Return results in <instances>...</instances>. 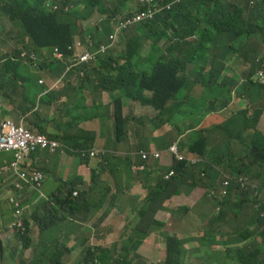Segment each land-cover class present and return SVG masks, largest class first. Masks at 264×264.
Here are the masks:
<instances>
[{
    "label": "crops",
    "instance_id": "0c3cea01",
    "mask_svg": "<svg viewBox=\"0 0 264 264\" xmlns=\"http://www.w3.org/2000/svg\"><path fill=\"white\" fill-rule=\"evenodd\" d=\"M2 7L3 3L0 2L1 57L20 46L21 32L18 24L13 23L6 14L2 13ZM93 24L94 20L91 18L88 22L80 23L79 28L88 36ZM161 29L162 24L157 21L152 26L151 38L140 37L136 31L125 34L120 39L123 41L125 37L130 36L125 45L109 51L103 58L104 63L100 61L90 67L87 71L90 78L88 81L80 83L78 86H70L62 92L36 95L34 91L24 89L22 82H9V80L5 88L1 89L0 87V120L4 118V112H7L8 117L17 122V112L21 104L32 105L36 102L35 110L37 111L43 100L49 97L50 102L46 104L45 111L49 114V120L57 118L53 125L55 130L62 132L69 140L78 138L81 143H91L90 146L82 150L97 149L102 151L98 157L83 159L78 152L67 155L68 153L62 147L55 152L39 150L38 152L45 157L44 163H38L36 158H34V162L35 166L45 175L43 185L40 190L27 188L21 191L14 188L15 178L12 174H3L2 171V167L13 159V155L10 153L0 154V230L3 232L0 237L4 243L2 257L0 253V264H7L9 256H15V252L19 254L17 261L20 264H83L85 253L90 247L96 246L111 248L115 259L138 264L141 259L139 246L145 240L166 251L165 245L160 241L163 239L162 234L164 233L176 236L182 241L185 250L183 264L189 254L193 258L191 264H203L201 260L197 259L199 256L195 255L197 251L211 252L209 257L223 254V251H218L216 248H202L216 244L213 243V239H219V228L215 223L209 224L210 219L215 222L217 220L221 229V220L226 216H232L239 223L237 232L247 228L253 232L262 230L251 195L233 189L226 198L219 195L210 197L211 189L202 185L196 187V191L191 195L192 201H185L190 197L185 193L175 195L173 197H179L183 201L172 205V197L165 208L158 210L153 217H148L149 235L141 244L137 245L139 238L135 235V228L140 223L139 213L144 208L143 200L147 195L148 188L157 179L155 170L164 171L174 165L177 159L169 152V147L177 142L180 155L184 160H191L192 154L182 147L193 134L186 128L194 126L195 130L207 131L206 125L209 124H196L183 120L165 128L163 126L155 127L153 120L157 111L152 106L123 99L124 117L136 118L138 126H135L131 120L127 121L123 132L119 135L120 139H117L114 131V99L120 94L108 91H103L100 94L101 87L110 86V83L105 79V73L115 67V63L124 64L122 59L124 56L134 62L135 71L138 74L149 76L157 64L156 55L157 57L164 56L167 59L174 57L176 54L170 53L169 55L168 51L172 46L183 41L178 36L182 35V32L177 28L178 31L165 35L161 33ZM93 38L100 41L96 36ZM154 42H157L156 47ZM226 42L227 40H225ZM236 48L237 44H233L231 41L230 49L227 45L220 46L212 50L211 55L213 58L226 55L225 64H227L234 57H238L235 53ZM38 56L47 63L51 53L39 52ZM207 70H210V67H207ZM38 76L48 79L51 78L52 72L46 70ZM2 77L3 74L0 73V78ZM7 78H10V74L7 75ZM146 95L151 97L152 94L146 92ZM106 98L110 100V103L104 105L102 102ZM235 101L242 102L246 108L245 102L234 98L229 110L245 109L234 106ZM134 105L150 109L155 115L153 117L135 115L132 109ZM73 118L74 120H72ZM71 120L70 128L63 131L64 123ZM215 120L218 121V117ZM81 123L93 128V131L81 129ZM154 137L164 138L160 149L157 148ZM206 140L216 148L221 157L223 163L221 173L225 176H230L229 172L225 170L230 163L245 168L252 162L245 154L239 155L243 148L241 140L234 137L215 140L210 132L206 134ZM60 144L63 146V143ZM223 146L229 147V155L234 156L232 161L227 156H223V150L219 149ZM151 152L161 153V159L150 158L148 160L146 169L148 174L143 171H135L133 165L142 161V153ZM188 171L192 172L190 175L195 181L207 183L203 175L199 176V179L196 178L195 172H199L198 170L190 169ZM49 179L55 182L61 181L55 191L47 187ZM101 184L109 187L110 191L101 206L94 209L95 204L90 199L91 189L93 186ZM220 186L221 183H218L215 189L219 191ZM69 189H72L71 194L68 192ZM73 192H78V196L72 197ZM96 195L101 196L102 192H98ZM12 196H16L21 202L24 209L23 221L30 223L32 240L27 242L22 240L20 234L12 232L7 234L10 225L15 221V211L9 202V198ZM74 198L77 199V204L71 202V199ZM262 199H264V194L260 197V200ZM131 201L139 202V206L131 208ZM155 222L162 223L163 226L156 225ZM242 238H246V236ZM252 239L253 236H247L246 249L249 248ZM193 243H199L200 246L193 247ZM230 248L232 252H235L238 245H231ZM165 254L167 255V252ZM160 261H164V259ZM152 264L155 263L152 262ZM204 264L218 263L208 260ZM259 264H264V258L259 261Z\"/></svg>",
    "mask_w": 264,
    "mask_h": 264
},
{
    "label": "trees",
    "instance_id": "16d2710c",
    "mask_svg": "<svg viewBox=\"0 0 264 264\" xmlns=\"http://www.w3.org/2000/svg\"><path fill=\"white\" fill-rule=\"evenodd\" d=\"M60 4V12H49L46 8L49 2ZM170 2L171 0H166ZM3 3L2 13L18 24L20 28V40L25 45V38L29 39L26 45L30 50L38 52H52L55 48L66 53L79 32V23L94 20L91 36L103 40L105 35L111 32L110 23L126 26L134 16L142 12H152L162 24L161 33H174L177 28L182 32L178 35L183 41L172 46L168 54L175 53L172 58L157 57V64L153 73L149 76L138 74L136 65L127 57H122L124 64L115 63L105 73V79L110 86L101 87L103 91L120 94L114 99L115 120L114 131L117 139L123 132L127 121L138 126L136 118H125L123 114L122 100L139 102L150 105L157 115L153 120L155 127L164 128L179 121L206 125V130H195L196 127L188 126L186 130L192 131V136L183 148L192 154L191 160H176L171 168L155 170L157 179L148 188L144 198V208L139 213L140 223L135 228V235L139 238L137 245L149 235L147 218L153 217L158 210L165 208L169 200L175 195L184 192L182 188L187 185L197 187L205 185L209 189L216 188L222 183L223 170L222 159L215 147L206 140V134H213L215 140H223L234 137L243 143L242 153L252 162L245 168H240L235 163H230L227 170L232 177L246 173L251 178L259 179L264 183V134L256 129L260 115L264 112V56L259 57L257 45L264 42V0H260L254 6L249 0H187L174 8L171 13L157 12L140 0H0ZM72 6L70 12L64 8ZM106 19L100 24V18ZM183 21V22H182ZM149 35L152 33V24L146 25ZM178 31V30H177ZM142 32V31H141ZM178 38V37H176ZM195 38V40H189ZM225 40L227 42L225 43ZM231 41L237 44L236 55L227 64L226 55L213 58L211 51L220 46L227 45L230 49ZM120 46L126 41H118ZM154 42V46L156 47ZM223 44V45H222ZM105 60L102 62L104 63ZM216 62H218L216 64ZM0 78L1 89L9 82L20 81L24 89L34 91L35 94L43 93L48 85L59 82L58 76L64 65L53 62L45 65V68L53 72L44 89L37 83V77L31 73V69L20 62L10 59L1 62L0 54ZM210 67V70H207ZM258 69L259 73L255 70ZM10 74V78L7 75ZM146 92L152 95L147 96ZM238 98L246 103V108L238 111L229 110L231 102ZM50 102L46 97L35 110L36 102L32 105L23 103L17 112V122L28 130L47 135L60 143L62 149L69 154H75L90 142L81 143V140H73L54 128L57 118L49 120V114L45 106ZM218 117V121L215 120ZM4 118H9L4 112ZM74 120V118L72 119ZM72 120L64 123L65 131L72 125ZM157 148H161L164 138L154 137ZM223 150V156L232 161L234 156L229 155V147H219ZM198 170L199 176H205L207 183L195 181L188 170ZM171 170L175 174L170 179L164 175ZM145 174L148 171L143 170ZM190 180H192L190 182ZM71 194L72 189H69ZM218 195V194H217ZM264 205L257 211L258 222L262 226L260 232H253L247 228L237 232L239 223L232 216H226L219 223L210 219L209 224L219 228V239H213V243L224 247L221 256L209 257L211 252L197 251L195 255L202 263L213 260L218 264H259L264 258ZM163 226L162 223L155 222ZM16 230L25 229L21 236L24 242L32 240L30 223L22 220L21 224L14 227ZM3 234L0 230V235ZM253 236L249 248L246 249V238ZM160 241L165 245L167 255L162 264H183L185 250L182 241L173 235L162 234ZM239 242V243H238ZM154 244V243H153ZM238 245L235 252L230 246ZM209 257V258H207ZM83 264H132L128 261L114 258V252L109 247H90L85 253Z\"/></svg>",
    "mask_w": 264,
    "mask_h": 264
},
{
    "label": "clouds",
    "instance_id": "9594fccd",
    "mask_svg": "<svg viewBox=\"0 0 264 264\" xmlns=\"http://www.w3.org/2000/svg\"><path fill=\"white\" fill-rule=\"evenodd\" d=\"M140 1L146 3L153 10L157 12L171 13L176 6L183 4L187 0H171L170 2H167L166 0H140ZM259 1L260 0H249L251 6H254ZM46 8L49 12H60L62 10V6L60 4H54L53 1L49 2ZM71 10H72V6H67L64 8L65 12H70ZM105 19H106L105 17L100 18L99 23L101 24ZM88 21H83V22H88ZM157 21H159V17H156L152 12H142L136 14L133 20L126 26L116 25L114 21L111 20L110 23L111 32L105 35L103 40H100L98 38L100 41H96L91 36V33L88 36L85 35V32L83 30H80L79 28L78 34L75 36L72 44L67 48L66 53L61 52L59 49L55 48L52 52H49L51 53V56L47 63L43 62L39 58L38 56L39 52L36 53L30 50V48L26 47V45L29 44V39L25 38V45H23L20 40V46L16 48L13 52L6 53L4 56H2L1 62L10 59L14 62H20L24 65H27V67L31 69V73L37 77L38 85L43 89L44 86L41 84V80H45L46 82H48L50 78L48 79L40 78L38 75L46 70H50L48 68H45L44 67L45 65L47 66L53 62H59L63 64L65 67L64 70L58 76H56L58 77L61 86L59 92H62L70 86H78L80 83L88 81L90 78L88 77L87 71L90 69V67L97 62L100 61L103 62L104 56L109 51L114 50L115 47L118 45V41L121 39V37L129 33V31L131 32L132 30L138 32L140 37L151 38L152 33H150L149 35L148 33L150 30L145 26L149 24H152L153 26V24L156 23ZM81 35L88 38L86 40V43H83V41L79 38ZM191 40H195V38H191ZM51 77H53V72ZM43 93L51 94V93H47V89L46 91H43ZM178 146H179L178 142L173 144L172 146L169 147V152L172 154L171 152L172 148L176 147L178 149ZM1 153H8V154L10 153L13 155V152L9 151V149H3V147L0 145V154ZM78 153L80 157L86 159L88 157H98L100 154H102V151L97 149L94 150L84 149V150H80ZM156 153H158L159 156H157ZM242 154L243 153L241 151L239 155ZM141 158L142 161L140 163H135L133 165V169L135 171H143L147 169L148 160L150 158L161 159V153L159 152L142 153ZM32 159L34 160V158ZM13 160L14 157L8 164L2 167V171L3 174L11 173L12 176L15 178V182L13 183L14 188L19 191L27 188L31 190H40L43 185L45 175L35 166V162L34 161L32 162L28 158H25L22 159V161L18 163V167L15 168L12 165ZM183 160H178V161H183ZM169 173H166V175ZM166 175H164V178L166 177ZM227 179H231L232 183L224 187V182ZM233 189H236L241 193L251 195L253 197L254 205L257 211L258 209H260L262 205H264V199L260 200L261 195L264 194V183H262V181L259 179L251 178L246 173H241L237 177L226 176L223 183H221L219 191H217L215 188H212L209 192V196L216 197L218 194L219 196L226 198L230 195ZM212 190L215 191L214 195H210ZM72 197H74L73 193H72ZM9 202L15 211V221L12 223L11 227H13V225L15 227L16 225L22 223L24 209L21 205L20 200L16 196L10 197ZM261 215L262 217H264V213H262ZM14 230L16 231L14 233L20 234L17 232L15 228ZM11 232H12V228H11ZM20 235L22 236L23 234Z\"/></svg>",
    "mask_w": 264,
    "mask_h": 264
},
{
    "label": "rangeland",
    "instance_id": "374dc122",
    "mask_svg": "<svg viewBox=\"0 0 264 264\" xmlns=\"http://www.w3.org/2000/svg\"><path fill=\"white\" fill-rule=\"evenodd\" d=\"M133 30H135V29H133ZM79 38L83 41V43H86V40L88 39V38L84 37L83 35H81ZM129 38H130V36L125 37V39H123V43L125 41H127ZM119 47H120V42L115 47V49L119 48ZM256 50L260 54L259 57L262 58L264 56V42L262 44L257 45ZM255 72L259 73V70L256 69ZM102 103L104 105H107V104L110 103V100L106 98ZM234 106H236L237 108H245V104H243L240 101H235L234 102ZM132 109H133V114L138 115V116L146 115V116H149V117H153L155 115V113L152 110L144 109V108L138 107L136 105L132 106ZM106 120H107V118H106ZM96 125H98V123H96ZM80 128L83 129V130H87V131H93V128H90L85 123H81L80 124ZM256 129L258 131L264 133V112L260 115V117L258 119V122L256 124ZM30 157L36 158L38 163H40V164L44 163L45 157H44L43 154H41L38 151L32 152L30 154ZM73 163H71V164H73ZM195 176H196L197 179H199V173L198 172H195ZM225 177L226 176H223L222 183H223ZM60 184H61L60 180L58 182H55V181L49 179L48 182H47V187H49L53 191H55ZM187 186H188V188H186V189L182 188V191L187 196H190L188 198V200H185L187 202H190V201L193 200L191 195H193L194 192L196 191V187H192V186H189V185H187ZM197 187H201V185H198ZM91 190H92V193H91L90 199H92L93 203L95 204V206H93L94 209H98L101 206V204L104 201V199L106 198V195L110 191V188L104 186L103 184H101V185L93 186ZM91 190H89V191H91ZM98 192H102V195L101 196H97L96 193H98ZM180 197H182V196H180ZM181 201H183L181 198L173 197L171 203H172V205H175V204L180 203ZM71 202L73 204H77L78 203L77 199H75V198L71 199ZM118 205H119V203H118ZM130 206H131V208H137L139 206V202L131 201L130 202ZM11 226H12V224L10 225L7 234H9L11 232V228H12ZM192 245H193V247H199L200 246L199 243H193ZM5 247L7 248L6 245H5ZM202 248L203 249L216 248L218 251H223L224 250V247H220L217 244H213L212 246L202 247ZM139 254L141 256V259L139 260L138 264H152V262H154L155 264H162L163 261H160V260H163L165 258V251L160 249L157 245L151 244V242H149L147 240H145L139 246ZM18 257H19V254L17 252H15V256H12V255L9 256V258L7 260V264H20L19 261H17ZM192 259H193L192 256L189 254L185 258V264H191L190 262L192 261Z\"/></svg>",
    "mask_w": 264,
    "mask_h": 264
},
{
    "label": "built area",
    "instance_id": "2783aa9c",
    "mask_svg": "<svg viewBox=\"0 0 264 264\" xmlns=\"http://www.w3.org/2000/svg\"><path fill=\"white\" fill-rule=\"evenodd\" d=\"M41 84L45 86L47 82L45 80H41ZM60 88L61 86L59 82L48 85L47 93L59 92ZM0 145L3 147V149H9V151L13 152L14 160L12 165L15 168L18 167V163L22 161V159L28 158L33 162L34 160L30 157L32 152L39 150L55 152L62 147L58 141L50 139L44 134L28 130L23 124L15 122V120L12 118L0 120ZM171 152L178 160L184 159L176 147H173ZM156 155L159 156L158 153H156ZM172 175H174V171H171L169 174H167L165 178L169 179ZM231 183L232 180L227 179L224 182V187ZM214 194L215 191L212 190L210 195ZM73 196H78V192H73ZM12 232H16L14 230V225L12 227ZM17 232L24 234L25 229L22 228L17 230Z\"/></svg>",
    "mask_w": 264,
    "mask_h": 264
},
{
    "label": "water",
    "instance_id": "95a60500",
    "mask_svg": "<svg viewBox=\"0 0 264 264\" xmlns=\"http://www.w3.org/2000/svg\"><path fill=\"white\" fill-rule=\"evenodd\" d=\"M3 252H4V243H3V239L0 237V253H1V257L3 256Z\"/></svg>",
    "mask_w": 264,
    "mask_h": 264
}]
</instances>
